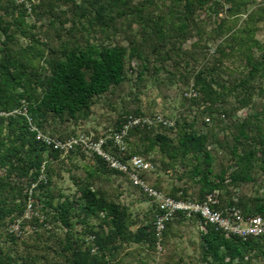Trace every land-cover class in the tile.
<instances>
[{
    "label": "trees",
    "instance_id": "16d2710c",
    "mask_svg": "<svg viewBox=\"0 0 264 264\" xmlns=\"http://www.w3.org/2000/svg\"><path fill=\"white\" fill-rule=\"evenodd\" d=\"M262 1L0 0V264H150L149 255H157V204L98 155L83 178L74 176L75 194L55 193L56 164L63 167L86 154L75 150L62 157L31 130L37 126L61 139L77 135V127L90 125L94 107L110 94L108 105H121L122 111L117 124L104 131L121 132L129 115H157L144 112L135 91L148 85H179L193 93L182 94L179 115H163L175 121L174 127L131 129L123 138V161L139 156L156 167L159 178L151 185L160 191L161 173L170 174L175 183L168 195L177 200H202L221 190V207L237 205L245 216L264 218ZM183 37L197 40L185 48ZM211 42L213 53L207 51ZM202 57L203 66L192 70L188 61ZM131 70H139L135 78ZM245 109L247 117L239 119ZM80 132L99 137L103 131ZM115 145L109 140L104 149L116 155ZM147 174L142 176L148 181ZM111 175L125 177L152 203L143 218L135 220L130 205L97 187ZM249 185L258 189L248 193ZM31 198L44 208L46 224L58 230H47L33 216L30 221L43 234L20 244L7 230L29 222ZM185 222H196L201 230L195 264H264V236L227 237L183 213L169 223L164 253L153 256L154 264H167L172 230Z\"/></svg>",
    "mask_w": 264,
    "mask_h": 264
},
{
    "label": "rangeland",
    "instance_id": "374dc122",
    "mask_svg": "<svg viewBox=\"0 0 264 264\" xmlns=\"http://www.w3.org/2000/svg\"><path fill=\"white\" fill-rule=\"evenodd\" d=\"M258 3H263L262 0H257ZM170 3V1H169ZM228 5L226 6L227 9ZM251 9L255 8L254 5L250 7ZM224 17V14L223 16ZM246 16L241 17L240 23H242L245 20ZM214 19H217L215 16ZM32 20V19H30ZM199 20H203L199 17ZM43 24V23H41ZM241 25V24H240ZM259 32H258V38L260 40L264 41V22L260 23L259 25ZM211 27H209V30ZM232 36H228V38H231ZM185 44V48H189L194 42H196V38L193 39H186L182 38ZM221 40L216 39L215 43H219ZM24 42V41H23ZM215 43L211 42L208 45L207 51L210 53H213L215 50ZM25 44H27L25 42ZM123 44L127 45V41H123ZM197 56V55H195ZM177 59V58H176ZM182 63L181 70L184 72L186 67V61L181 60ZM190 67L192 70H199L203 66V57L200 58L198 62L189 60ZM133 67L138 68V62L134 63L132 65ZM137 70L135 73L131 70V75L133 78H135L138 74ZM162 77H166L165 74H163ZM130 89V88H129ZM186 88L181 89L179 85H173L171 87H163L162 89L155 88L154 86L148 85L146 88H135L136 93H139L142 98V106L144 109V112L147 114H161V115H168V116H174L179 115V111L183 108L181 107V97L182 94L184 95H191L193 93L192 89ZM110 94L105 96L100 104L96 105L93 109L94 114L91 117V124L85 123L81 124L77 127V131L79 130H87L90 128H97L101 131H104V128H107V125L115 126L117 124V120L121 117V111L122 106L118 105L115 106L117 109L110 107L108 104ZM261 103L259 102L258 106ZM185 109V108H184ZM186 110V109H185ZM183 110L186 114H189V112ZM248 109L241 110L237 114V117L239 119H244L248 115ZM101 122V124H99ZM228 123H230V120H228ZM50 133V130L48 131ZM219 134L223 135V132L218 131ZM175 136V134H173ZM94 156L86 154L85 156H79L77 158H74L73 161H70L67 165L63 167H59L58 164H56L57 169V175L54 176V181L56 182L54 192L55 193H61L66 195H73L77 192V184L75 183L74 176L83 178L86 175L85 169L87 166H90L91 164H94ZM158 167V166H157ZM158 170L156 167L153 166L148 171V182L149 184H154L157 181V178H159V175L157 174ZM162 172V171H161ZM161 178L163 179L162 187L163 192L168 194L170 189L172 188V185L175 183L170 176V174H165L164 172L161 173ZM264 179V176L259 178V184ZM176 184H179L177 182ZM181 185V184H179ZM98 188H101L111 199L114 200H120L122 202H125L126 204L131 206V211L133 212V217L136 220L137 218H143L146 214V212L149 211V209L152 206V203L141 194L140 191L134 190L130 188L129 181L123 177L118 175H111L110 179H102L98 181L97 184ZM258 189V188H257ZM256 187L252 188L251 185L247 186L246 190L248 193L253 192L254 190H257ZM239 193H242V190L237 189ZM261 194H264V188L261 189ZM120 193H123V195H120ZM243 194V193H242ZM31 202L33 204L32 210H26V216L25 218H28L27 220L29 222H20L18 221V224L20 225V229L17 233L12 232L13 226L8 228L7 231H9L11 234H16L17 238H20V244L24 242V240H31V238H35L36 234H43L40 233L42 231L41 228H38L35 224L30 221V219L33 216H36L38 218H41L43 223H47L48 216L44 213V208H42L41 204H38L37 201L31 199ZM23 221V220H22ZM138 225L133 226V230L137 228ZM47 230L56 231L58 229H55V226L53 224H46ZM202 229V228H201ZM40 231V232H39ZM199 226L196 222H185L183 224L176 223L174 226V229L172 230V235L168 241L167 248H168V261L167 264H195L194 259H199L200 257V241H201V234H200ZM22 236V237H21ZM3 237H0V242H3ZM20 250H24L23 245L21 246ZM150 256V264L156 263L153 259L154 254L149 255ZM156 256H159L157 253ZM155 256V257H156ZM154 257V258H155ZM152 260V261H151Z\"/></svg>",
    "mask_w": 264,
    "mask_h": 264
},
{
    "label": "built area",
    "instance_id": "2783aa9c",
    "mask_svg": "<svg viewBox=\"0 0 264 264\" xmlns=\"http://www.w3.org/2000/svg\"><path fill=\"white\" fill-rule=\"evenodd\" d=\"M25 1L19 0L20 3ZM21 113L27 114V109L24 112L21 111ZM159 125L172 128L175 126V121L161 114L154 115L153 117L129 115L125 117L122 123L121 132L106 130L99 137H96L94 132L89 134L79 132L77 135L61 139L43 132L37 126H33L31 130L37 132L39 140L60 151L62 157L67 156L75 150H81L85 154L101 156L111 168L127 174L130 182L140 188L151 199L153 204H157L159 213L156 215L154 228L157 236V253L159 255L164 253V237L168 225L176 219L178 213H183L189 218L197 216L200 218L202 228H204V224L214 225L217 229L224 231L227 237L236 236L246 240L250 237L264 236V218L260 215L245 216L237 205L221 207V190L208 193L202 200L197 198L177 200L153 187L142 176L143 172L148 173L151 167L153 168L151 163L146 162L139 156H134L126 162L123 161V153L126 149L123 140L124 136L134 128H151ZM109 140L115 141V144H117L115 146L120 148V151L116 155L104 149ZM31 199L28 203L27 211L29 209L32 210L33 204ZM237 201L238 199L235 198V202ZM19 229L20 225L16 223L11 231L17 233Z\"/></svg>",
    "mask_w": 264,
    "mask_h": 264
},
{
    "label": "water",
    "instance_id": "95a60500",
    "mask_svg": "<svg viewBox=\"0 0 264 264\" xmlns=\"http://www.w3.org/2000/svg\"><path fill=\"white\" fill-rule=\"evenodd\" d=\"M34 1H37V0H34Z\"/></svg>",
    "mask_w": 264,
    "mask_h": 264
}]
</instances>
